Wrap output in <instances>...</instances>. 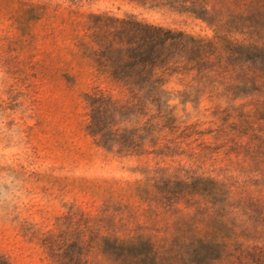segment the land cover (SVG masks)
I'll list each match as a JSON object with an SVG mask.
<instances>
[{
    "label": "rangeland",
    "instance_id": "rangeland-1",
    "mask_svg": "<svg viewBox=\"0 0 264 264\" xmlns=\"http://www.w3.org/2000/svg\"><path fill=\"white\" fill-rule=\"evenodd\" d=\"M95 13L214 36L162 0H0V264H115L101 250L107 237L171 242L187 223L200 224L204 204L168 202L156 187L162 180L210 177L234 201L264 194L263 73L223 61L228 70L203 80L174 77L177 128L164 129L156 107L134 108L137 100L98 71ZM100 91L128 103L114 129L137 131V151L108 150L90 134L86 96ZM233 216L239 243L264 247V225Z\"/></svg>",
    "mask_w": 264,
    "mask_h": 264
},
{
    "label": "trees",
    "instance_id": "trees-1",
    "mask_svg": "<svg viewBox=\"0 0 264 264\" xmlns=\"http://www.w3.org/2000/svg\"><path fill=\"white\" fill-rule=\"evenodd\" d=\"M147 1V0H138ZM181 14L200 20L213 29L212 38L195 36L182 30L167 28L107 13L91 14L90 37L96 46L97 69L120 84L137 100L132 105L143 110L156 107L164 129L174 131L176 118L169 110L173 92L168 85L174 77L180 79L196 74L203 80L215 70H228L223 61L249 64L248 71L264 75V0H162ZM181 97L186 92L178 91ZM90 134L97 144L108 150L119 146V153L137 151L136 132L117 128L131 108L117 102L103 92L88 94ZM187 103V98L184 99ZM146 116L144 112H141ZM153 126L148 128L151 131ZM186 130V129H185ZM144 141L146 138L140 136ZM156 186L159 193L171 202L186 199L188 203L199 197L204 208L198 210L199 225L187 223L182 235L171 242L158 245L150 238L130 239L107 237L101 245L102 253L115 264H264V247L245 248L239 243L244 233H238L237 217L246 216L264 225V194L243 197L234 201V193L216 179L192 176L190 180H162ZM258 185V184H257ZM259 188L263 192L264 183ZM204 225V230H198ZM246 231V230H245ZM244 231V232H245ZM233 244V245H232ZM234 252L229 254L230 246Z\"/></svg>",
    "mask_w": 264,
    "mask_h": 264
}]
</instances>
